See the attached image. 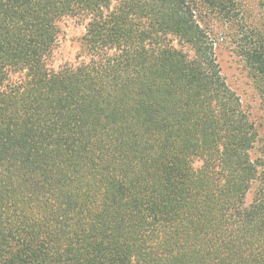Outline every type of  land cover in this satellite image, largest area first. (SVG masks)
Returning <instances> with one entry per match:
<instances>
[{
	"label": "trees",
	"instance_id": "16d2710c",
	"mask_svg": "<svg viewBox=\"0 0 264 264\" xmlns=\"http://www.w3.org/2000/svg\"><path fill=\"white\" fill-rule=\"evenodd\" d=\"M198 1L235 3L0 0V264H264V146ZM64 17L87 58L53 69Z\"/></svg>",
	"mask_w": 264,
	"mask_h": 264
},
{
	"label": "rangeland",
	"instance_id": "374dc122",
	"mask_svg": "<svg viewBox=\"0 0 264 264\" xmlns=\"http://www.w3.org/2000/svg\"><path fill=\"white\" fill-rule=\"evenodd\" d=\"M197 12L213 40L222 76L255 124L258 140L251 153L255 157L264 146V103L248 72L241 48L247 39L254 36L253 32L264 40V0H235L228 15L217 13L198 1ZM57 26L59 32L48 67L56 69L85 60L87 55L82 39L85 32L84 21L64 17L58 21ZM15 77L12 75V79ZM251 196L252 191L248 193L247 201H250Z\"/></svg>",
	"mask_w": 264,
	"mask_h": 264
}]
</instances>
